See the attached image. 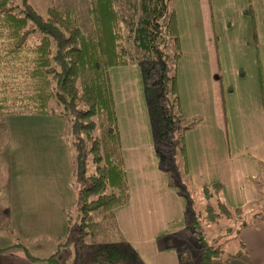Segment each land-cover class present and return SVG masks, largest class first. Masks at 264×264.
Listing matches in <instances>:
<instances>
[{
    "label": "crops",
    "instance_id": "0c3cea01",
    "mask_svg": "<svg viewBox=\"0 0 264 264\" xmlns=\"http://www.w3.org/2000/svg\"><path fill=\"white\" fill-rule=\"evenodd\" d=\"M171 8L179 51L175 93L189 124L183 133L187 182L201 225L211 233L231 224L233 209L249 214L262 202L254 181L264 179V0H173ZM128 69L140 84L138 116L120 106L128 105L125 92L120 98ZM108 77L127 191L126 202L111 211L116 239L141 264H194L200 247L185 224L183 199L157 168L139 69L134 63L113 67ZM52 144L46 140L38 161L35 148L26 151L41 181L48 164L58 162L60 201L68 202L74 191L70 158ZM13 192L5 196L9 214ZM0 264L31 263L9 249L0 253ZM214 264H264V213L221 244Z\"/></svg>",
    "mask_w": 264,
    "mask_h": 264
},
{
    "label": "trees",
    "instance_id": "16d2710c",
    "mask_svg": "<svg viewBox=\"0 0 264 264\" xmlns=\"http://www.w3.org/2000/svg\"><path fill=\"white\" fill-rule=\"evenodd\" d=\"M172 1L141 0L136 8L130 4V17L124 20L113 0H87L85 26L68 8L47 7L41 16L28 0H0V114L58 118L72 149V216L63 214V239L56 250L65 246L75 227L80 240L93 238L104 221L116 233L111 211L126 202L127 191L108 70L133 63L140 73L157 168L183 199L185 224L200 247L194 264H214L221 244L264 213V190L257 178L262 202L258 210H250V220H245L243 208L233 209L231 224L211 239L200 225L183 146L189 124L179 113L175 93L179 51ZM12 247L31 264H58L56 251L39 258L16 244L0 248V253ZM88 249V264H141L112 235L107 243Z\"/></svg>",
    "mask_w": 264,
    "mask_h": 264
},
{
    "label": "rangeland",
    "instance_id": "374dc122",
    "mask_svg": "<svg viewBox=\"0 0 264 264\" xmlns=\"http://www.w3.org/2000/svg\"><path fill=\"white\" fill-rule=\"evenodd\" d=\"M10 1L12 4H16L18 0ZM28 2L41 16L44 15L47 7L74 10L80 24L88 25L87 0H28ZM113 2V7L120 17L124 20L128 19L131 14V5L126 0H113ZM131 3L134 8L139 4ZM122 24L121 27H124ZM132 71V69L127 70L129 75H127L126 86L125 88L122 86L120 91V98L121 94L125 92L123 96L128 105L121 104L120 106H124L130 110L131 114L138 116L136 111L142 99V94L140 84L136 86L135 74ZM127 72L124 71L123 73ZM11 101L13 100L7 99V103ZM12 105L16 106V101ZM63 123L58 118L52 117L45 118L44 116L39 117L28 114L15 117V115L0 114V248L18 244L29 254L39 258L48 257L56 251L54 258L58 264H88V248L105 244L110 240L111 235L116 238L117 234L110 231L112 229L110 222L104 221L100 223L99 230L94 233L93 238L82 237L80 240L75 227L70 232L65 246L58 247L56 250V244L63 239V214L67 211L68 213H66L72 216L70 208L72 200L68 202L60 201V190H63L61 186L64 179L60 178L62 172L58 162L48 164V168L43 172L44 180L41 181L38 171L34 173L33 153L26 151L29 148H35L34 152L38 161L42 145L47 140L53 143L52 146H59L62 152L64 151V154H68L70 158L72 149L68 145L69 142L64 140L65 126ZM42 136L43 139L40 138ZM37 161L36 169L39 167ZM70 161L71 158L69 159L71 165ZM69 172L71 173V167ZM257 180L261 183L259 189L264 190V184H262L264 179L258 177ZM73 185L76 188L74 183ZM69 186L67 185V187ZM9 188H13V194H15L13 198L15 200L13 215L5 210L7 207L5 196L8 195ZM28 192H31V195ZM250 219L251 216L248 214L245 220ZM226 227H221L211 233L202 228L207 239H211ZM11 249L20 253V249L17 247Z\"/></svg>",
    "mask_w": 264,
    "mask_h": 264
}]
</instances>
